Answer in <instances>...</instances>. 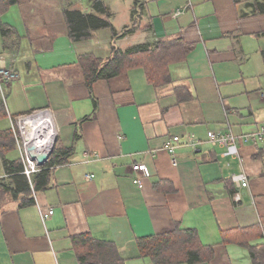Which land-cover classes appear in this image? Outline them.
Segmentation results:
<instances>
[{"label": "crops", "instance_id": "obj_1", "mask_svg": "<svg viewBox=\"0 0 264 264\" xmlns=\"http://www.w3.org/2000/svg\"><path fill=\"white\" fill-rule=\"evenodd\" d=\"M139 1L146 22L132 6L134 20L130 15L122 29L135 22L134 30L110 34L105 48L100 29L78 41L68 35L65 10L91 9L66 0L2 2L0 56L16 75L4 117L51 109L54 149L72 152L50 168L44 189L31 187L32 204L10 196L0 208V264H79L72 245L79 234L112 242L125 264H152L138 256L136 239L176 227L195 229L213 247L212 260L198 264H253L249 247L264 264V145L238 144L248 182L239 189L230 176L241 167L222 156L224 148L180 145L176 165L162 149L175 135L184 142L210 130L241 134L264 125V0ZM178 37L192 48L170 65V85L154 88L140 67L86 85L81 54L105 59L111 45L124 50ZM175 87L184 91L178 96ZM13 150L6 160H19ZM134 163L144 164L146 175L133 171ZM4 166L0 158V182L12 186ZM38 207L53 213L43 222Z\"/></svg>", "mask_w": 264, "mask_h": 264}, {"label": "trees", "instance_id": "obj_2", "mask_svg": "<svg viewBox=\"0 0 264 264\" xmlns=\"http://www.w3.org/2000/svg\"><path fill=\"white\" fill-rule=\"evenodd\" d=\"M3 1L7 4L14 2V0H0V13L5 11ZM90 9V12L85 13L80 10H65L67 31L72 40L87 39L93 31L104 28L111 29L112 38L123 36L135 28L133 22L130 26H125L121 32H115L108 21L110 14L102 0H93ZM191 48L192 45L181 37L156 41L152 45H136L124 50L111 45L110 55L107 58L84 53L79 56V62L85 83L89 88L98 79H109L134 67L142 68L147 81L154 88H161L173 82L170 65L182 62ZM174 91L178 92L179 88L175 87ZM183 91L184 89L180 93ZM180 93L178 92V96ZM4 116L5 107L0 102V118ZM0 139L4 140L3 143L0 142V158L6 166H4L6 175H12L13 178L12 186L0 182V192H9L12 198H19L20 205L32 204L31 187L21 174V164L17 160L5 159V152L10 151L14 146L9 129L0 131ZM71 152L72 149H54L41 170L36 176L34 175L32 189H44L48 183L50 168L64 163ZM242 244L246 245V243ZM72 245L79 264H125V259L119 256L115 245L110 241L96 239L88 234H79L72 237ZM136 248L138 256L148 258L152 264H198L209 262L213 258V247L202 244L197 231L193 228L176 227L163 233L141 236L136 239ZM249 250L254 260L253 264H259L256 258L258 250L254 247H249Z\"/></svg>", "mask_w": 264, "mask_h": 264}, {"label": "built area", "instance_id": "obj_3", "mask_svg": "<svg viewBox=\"0 0 264 264\" xmlns=\"http://www.w3.org/2000/svg\"><path fill=\"white\" fill-rule=\"evenodd\" d=\"M184 7L175 9L172 11L174 16H178L184 11ZM16 77L15 73L8 70L5 67L4 59L0 58V98L5 103V89ZM9 121V128L14 137V142L20 152V160L22 164L21 174L28 179L30 187L33 185V176L41 170L44 165H39L35 159H33L29 152V147H33L35 154H48L50 158L56 142L57 126L55 117L51 109L47 107L34 109L32 111L21 113L16 116L7 114ZM208 144L210 146H219L224 148L222 156H232L237 158L238 163L241 167L240 171L233 173L230 179L234 186L239 189L248 186L247 176L242 170V159L238 150L239 143H251L254 145H264V125L259 126L257 129L251 132H245L241 134H235L232 131H214L210 130L207 132V136L204 139L196 137H188L184 142H181L179 136L169 137L162 149L171 155V163L176 165V159L174 153L177 147L180 145H186L191 147L194 151H198L200 145ZM88 161V155L85 156ZM131 168L135 172L147 173L145 165L142 163H134ZM1 177V176H0ZM87 179H92L94 175L92 173L86 174ZM134 183L138 187H141L139 179L134 178ZM232 199L235 202L240 201L239 191H235L232 195ZM39 215L41 220L44 222L52 213L53 210L48 211L42 210L38 207Z\"/></svg>", "mask_w": 264, "mask_h": 264}, {"label": "rangeland", "instance_id": "obj_4", "mask_svg": "<svg viewBox=\"0 0 264 264\" xmlns=\"http://www.w3.org/2000/svg\"><path fill=\"white\" fill-rule=\"evenodd\" d=\"M66 1L70 2V3H76L82 11H89L90 10L89 6H90V3L92 2V0H66ZM102 1L105 4V7H106L108 13L110 14L108 21L111 23V25L115 31H120L125 24L129 23L130 15L135 16V13L130 11L132 6L134 7L135 11H138L136 13L138 15V21L141 19V18H139L140 16H144V14L142 12H140L141 11L140 7L138 9V7L135 6L136 4L141 2L139 0H102ZM140 22L143 25L146 22L145 18L143 20H140ZM98 33H99L98 43H100V47L105 48L106 47V41H108V38L111 34L110 29H107V28L100 29L98 31ZM0 102H2V104L4 105L2 98H0ZM5 113H6V111H5ZM8 126H9V123H8L7 119L5 117L0 118V130H5L8 128ZM11 135H12V133H11ZM12 138H13L12 142L14 143V147L16 150L11 151L10 156L15 158V157H17V153H18L19 160H20V152L16 146V143L14 142L13 135H12ZM3 141H4L3 139H0V142L3 143ZM19 160H18V162L21 164V160L20 161ZM21 168H22V164H21ZM25 179H26V177H25ZM26 180L28 182V179H26ZM8 199H11L9 192H7V193L0 192V208L2 207V205H4L6 203V201ZM147 262H148V260H147Z\"/></svg>", "mask_w": 264, "mask_h": 264}, {"label": "water", "instance_id": "obj_5", "mask_svg": "<svg viewBox=\"0 0 264 264\" xmlns=\"http://www.w3.org/2000/svg\"><path fill=\"white\" fill-rule=\"evenodd\" d=\"M29 152H30L31 157L33 159H35L39 165H43L49 159L48 158L49 157L48 154H44V153H42V154H35L33 152V147L32 146L29 147Z\"/></svg>", "mask_w": 264, "mask_h": 264}, {"label": "bare ground", "instance_id": "obj_6", "mask_svg": "<svg viewBox=\"0 0 264 264\" xmlns=\"http://www.w3.org/2000/svg\"><path fill=\"white\" fill-rule=\"evenodd\" d=\"M0 58H2V59H4L2 56H0ZM4 61H5V59H4ZM5 67H6V63H5ZM7 68V67H6ZM8 70H10L9 68H7ZM11 82H12V80H11ZM10 82V83H11ZM10 83H9V85H10ZM5 91H6V89H5ZM141 182V181H140Z\"/></svg>", "mask_w": 264, "mask_h": 264}]
</instances>
